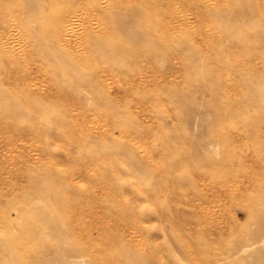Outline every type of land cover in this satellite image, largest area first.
Listing matches in <instances>:
<instances>
[{"label":"rangeland","instance_id":"374dc122","mask_svg":"<svg viewBox=\"0 0 264 264\" xmlns=\"http://www.w3.org/2000/svg\"><path fill=\"white\" fill-rule=\"evenodd\" d=\"M139 2L0 0V264H264V0Z\"/></svg>","mask_w":264,"mask_h":264},{"label":"bare ground","instance_id":"6f19581e","mask_svg":"<svg viewBox=\"0 0 264 264\" xmlns=\"http://www.w3.org/2000/svg\"><path fill=\"white\" fill-rule=\"evenodd\" d=\"M3 1V0H2ZM6 1V0H5ZM17 1V0H16ZM140 2H141V0H140ZM139 2V3H140ZM133 3V2H132ZM69 4V3H68ZM71 4V3H70ZM106 4V3H105ZM5 5V4H4ZM79 5H81V7H82V4H79ZM17 6V5H16ZM59 7H61V5L59 6ZM63 8V7H62ZM103 8V7H102ZM4 9H5V7H4ZM8 9V8H7ZM104 9V8H103ZM131 9V8H130ZM16 10V9H15ZM10 11H12V10H10ZM20 11V10H19ZM105 11V10H104ZM145 12V11H144ZM9 13V12H8ZM15 15V14H14ZM95 15V14H94ZM56 16H57V14H56ZM18 17V16H17ZM16 17V18H17ZM55 18V17H54ZM58 19V18H57ZM71 19V18H70ZM11 20V19H10ZM43 20V19H42ZM60 21V20H59ZM10 22V21H9ZM53 22H57V21H53ZM16 23V22H15ZM60 23V22H59ZM62 23V22H61ZM54 24V23H53ZM57 24H58V22H57ZM63 24V23H62ZM45 25V24H44ZM104 25V24H103ZM11 26V25H10ZM55 26H57L58 27V25H55ZM60 26V25H59ZM59 28V27H58ZM58 30V29H57ZM57 30H55V31H57ZM95 31H97V30H95ZM99 31V30H98ZM102 31V30H101ZM8 32V31H7ZM10 33V32H9ZM103 33V32H102ZM97 35V34H96ZM65 36V35H64ZM66 37V36H65ZM101 37V36H100ZM58 40V39H57ZM74 42V41H73ZM13 43V42H12ZM12 45V44H11ZM5 46H7V45H5ZM4 48V47H3ZM7 49V48H6ZM64 49V48H63ZM5 54V53H4ZM77 55V54H76ZM75 56V55H74ZM6 57V56H5ZM10 57V56H9ZM77 57V56H76ZM76 57H75V59H76ZM11 59H13V58H11ZM3 86V85H2ZM28 93V92H27ZM30 98V97H29ZM243 250V249H242Z\"/></svg>","mask_w":264,"mask_h":264}]
</instances>
